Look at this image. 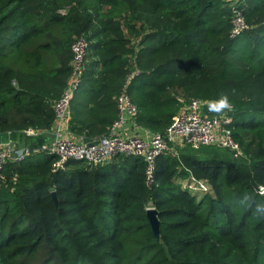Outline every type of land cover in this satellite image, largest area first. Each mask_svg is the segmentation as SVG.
I'll return each instance as SVG.
<instances>
[{
	"label": "trees",
	"instance_id": "1",
	"mask_svg": "<svg viewBox=\"0 0 264 264\" xmlns=\"http://www.w3.org/2000/svg\"><path fill=\"white\" fill-rule=\"evenodd\" d=\"M234 6L247 28L231 36ZM79 35L87 66L69 132H107L134 61L127 91L138 126L162 132L180 99L200 98L208 115L220 114L208 104L227 94L245 158L215 146L168 151L156 158L151 186L135 156L55 172L42 152L8 161L0 264H264V0H0V133L50 129ZM189 173L210 191L186 189Z\"/></svg>",
	"mask_w": 264,
	"mask_h": 264
},
{
	"label": "built area",
	"instance_id": "2",
	"mask_svg": "<svg viewBox=\"0 0 264 264\" xmlns=\"http://www.w3.org/2000/svg\"><path fill=\"white\" fill-rule=\"evenodd\" d=\"M230 1L232 4L237 2V0ZM234 7L231 36L247 28L240 8ZM70 51L71 68L67 84L61 96L53 102L54 120L50 127L54 133L53 138L44 140L38 145H25L18 150L0 146V188L5 181L6 163L8 161L19 163L26 155L33 152H42L53 158L52 172L66 169L67 163L71 161L99 165L119 155L139 157L144 162V182L147 186H151L155 180L156 158L168 151L177 155L178 150L185 146L192 148L215 146L228 150L232 159L245 158L241 146L233 136L232 108L220 114L208 115L205 112L207 102L200 98L180 99L182 102L180 109L162 132H151L144 128L141 134L126 133L123 129L126 125L137 126L134 119L137 107L127 91L131 78L138 73L134 61L116 96L118 115L107 132L94 139L66 137L63 133L68 131L70 100L87 66L88 41L84 35L73 38ZM25 131L28 135L34 132ZM182 184L192 192L210 191L208 182L192 173L186 176ZM149 208L153 207H146Z\"/></svg>",
	"mask_w": 264,
	"mask_h": 264
},
{
	"label": "crops",
	"instance_id": "3",
	"mask_svg": "<svg viewBox=\"0 0 264 264\" xmlns=\"http://www.w3.org/2000/svg\"><path fill=\"white\" fill-rule=\"evenodd\" d=\"M126 133H137L141 134L145 130L141 126H129L126 125L124 128ZM34 131V130H33ZM66 137L69 138H80L82 136L73 134L72 132L66 131L63 133ZM54 133L50 129L45 131H34L32 135H28L26 131H19V132H3L0 133V146H5L12 149H20L25 145L36 143L37 140H48L53 138Z\"/></svg>",
	"mask_w": 264,
	"mask_h": 264
},
{
	"label": "clouds",
	"instance_id": "4",
	"mask_svg": "<svg viewBox=\"0 0 264 264\" xmlns=\"http://www.w3.org/2000/svg\"><path fill=\"white\" fill-rule=\"evenodd\" d=\"M209 110L221 113L225 110H231L232 105L229 101V97L227 94H221L220 97L214 101L209 102L208 104ZM261 192L264 193V186L261 187ZM264 207V204H257V209Z\"/></svg>",
	"mask_w": 264,
	"mask_h": 264
},
{
	"label": "water",
	"instance_id": "5",
	"mask_svg": "<svg viewBox=\"0 0 264 264\" xmlns=\"http://www.w3.org/2000/svg\"><path fill=\"white\" fill-rule=\"evenodd\" d=\"M51 195H52V198H53L55 204H57L55 192L51 191ZM146 216H147L149 225L151 227V230L153 232V235L156 238H159V222H158V219H157V215H156L155 209L154 208L146 209Z\"/></svg>",
	"mask_w": 264,
	"mask_h": 264
},
{
	"label": "rangeland",
	"instance_id": "6",
	"mask_svg": "<svg viewBox=\"0 0 264 264\" xmlns=\"http://www.w3.org/2000/svg\"><path fill=\"white\" fill-rule=\"evenodd\" d=\"M186 179V178H185Z\"/></svg>",
	"mask_w": 264,
	"mask_h": 264
}]
</instances>
